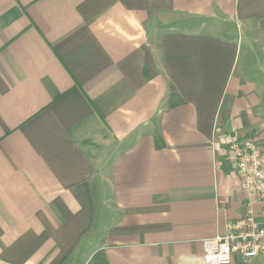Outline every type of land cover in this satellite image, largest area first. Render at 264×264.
Here are the masks:
<instances>
[{"label": "crops", "instance_id": "crops-1", "mask_svg": "<svg viewBox=\"0 0 264 264\" xmlns=\"http://www.w3.org/2000/svg\"><path fill=\"white\" fill-rule=\"evenodd\" d=\"M233 137L264 148V0H0V264H205Z\"/></svg>", "mask_w": 264, "mask_h": 264}, {"label": "built area", "instance_id": "built-area-1", "mask_svg": "<svg viewBox=\"0 0 264 264\" xmlns=\"http://www.w3.org/2000/svg\"><path fill=\"white\" fill-rule=\"evenodd\" d=\"M226 158L247 195V213L228 226L224 236L203 242L205 264H230L237 256L246 263L264 255V148L253 140L231 138ZM255 205L260 209L255 210Z\"/></svg>", "mask_w": 264, "mask_h": 264}]
</instances>
